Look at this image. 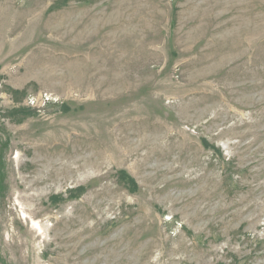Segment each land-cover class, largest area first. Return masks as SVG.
Listing matches in <instances>:
<instances>
[{"label":"rangeland","instance_id":"1","mask_svg":"<svg viewBox=\"0 0 264 264\" xmlns=\"http://www.w3.org/2000/svg\"><path fill=\"white\" fill-rule=\"evenodd\" d=\"M0 264H264V0H0Z\"/></svg>","mask_w":264,"mask_h":264},{"label":"bare ground","instance_id":"2","mask_svg":"<svg viewBox=\"0 0 264 264\" xmlns=\"http://www.w3.org/2000/svg\"><path fill=\"white\" fill-rule=\"evenodd\" d=\"M144 132V131H143ZM142 133V132H141ZM119 135V134H118ZM116 145V144H115ZM129 149V148H128ZM126 150V149H125ZM155 150V149H154ZM124 151V150H123ZM112 153V152H111ZM122 153V152H121ZM131 153V152H130ZM102 159V158H101ZM93 162V161H92ZM98 162H99V160H98ZM97 162V165L98 164H101L100 162L98 163ZM104 162V161H103ZM95 165V164H94ZM83 165H80V167H82ZM65 170H66V172H68V170H70L71 169V166L70 165H65ZM63 168V167H62ZM59 170V169H58ZM60 170H61V168H60ZM74 171V170H73ZM61 172H63V170L61 171ZM69 172H71V171H69ZM55 173H57L56 171H55ZM62 174V173H61ZM71 174V173H70ZM57 175H59V174H57ZM64 175V174H63ZM53 176H54V174H53ZM62 176V175H61ZM70 176V175H69ZM68 176V177H69ZM59 177V176H58ZM67 177V176H66ZM39 178V177H38ZM57 178V177H56ZM61 178V177H60ZM63 178V177H62ZM57 179H59V178H57ZM36 180V179H35ZM44 181H45V179H44ZM41 182V180H37V181H35V183H40ZM34 184V183H33ZM29 192V191H28Z\"/></svg>","mask_w":264,"mask_h":264}]
</instances>
